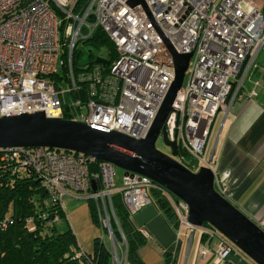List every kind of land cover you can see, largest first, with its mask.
<instances>
[{
    "label": "built area",
    "instance_id": "built-area-1",
    "mask_svg": "<svg viewBox=\"0 0 264 264\" xmlns=\"http://www.w3.org/2000/svg\"><path fill=\"white\" fill-rule=\"evenodd\" d=\"M97 28L113 43L116 58L82 68L75 56L77 43ZM263 48L264 0H143L136 5L129 0H0V117L43 111L48 117L144 138L175 77L174 54L191 52L163 126L167 139L177 143L175 159L197 171L211 167L205 149L214 118L227 109ZM64 98L75 116H64ZM82 105L86 111L76 118ZM187 157L192 161L187 163ZM0 162L11 179L32 176L48 196L41 209L24 219L28 231L38 223L55 226L70 191L83 192L74 198L93 202L101 230L96 244L106 252V263L100 252L77 244L71 258L80 264H127L128 241L113 205L115 194L129 220L154 204L156 195L166 200L176 216L170 246L176 260L185 240L191 246L196 235L204 243L198 250L201 259L211 255L214 264H256L214 227L190 223L188 203L146 176L123 174L115 188L114 164L44 146L0 148ZM229 176V169L214 172L213 181L228 200ZM10 221L1 218L0 229ZM254 221L264 231V213ZM138 229L145 239L151 237L146 228ZM175 263L165 259L161 264Z\"/></svg>",
    "mask_w": 264,
    "mask_h": 264
},
{
    "label": "water",
    "instance_id": "water-1",
    "mask_svg": "<svg viewBox=\"0 0 264 264\" xmlns=\"http://www.w3.org/2000/svg\"><path fill=\"white\" fill-rule=\"evenodd\" d=\"M131 5L143 0H129ZM192 53L174 54L175 77L156 118L144 138L135 139L117 131L95 128L75 119L48 117L43 111L24 112L0 117V148L44 146L81 153L110 162L129 173L146 176L189 205L188 220L194 225L210 224L254 263L264 264V231L214 188V172L209 166L192 171L175 159L178 147L167 139L163 126L172 102L182 86ZM95 62L105 64L97 57ZM82 101L85 92L80 90ZM75 116V112L72 111ZM170 148V154L156 148L158 136ZM95 190V183L92 182ZM132 221L146 228L164 246L170 247L174 232L154 204L137 212Z\"/></svg>",
    "mask_w": 264,
    "mask_h": 264
},
{
    "label": "trees",
    "instance_id": "trees-1",
    "mask_svg": "<svg viewBox=\"0 0 264 264\" xmlns=\"http://www.w3.org/2000/svg\"><path fill=\"white\" fill-rule=\"evenodd\" d=\"M104 44L110 46L112 53L105 62H111L116 58L113 43L108 36L97 28L94 33L84 41V45ZM95 63L92 61L90 64ZM89 64V65H90ZM75 68L80 67L75 64ZM64 116H72L66 98L63 99ZM45 190L40 187L39 181L34 177L11 179L3 170L0 162V219L5 217L11 208V219L5 229H0V264H80L71 258L77 242L71 230L57 233L56 227H48L42 223L37 224V229L28 231L24 225V219L34 214L39 208V202L46 198ZM41 204V203H40ZM93 223L98 226L94 204L88 200ZM154 204L165 216V219L173 227L176 226V216L165 199L156 195ZM43 205V204H42ZM113 205L119 222L126 233L128 241V260L131 264H145L141 259L138 250L147 242V239L139 232L132 220L127 217V211L121 201L120 194L113 196ZM210 225L208 223H205ZM94 238V250L100 252L104 263L107 254L104 250H99ZM204 240V236H201ZM163 247V260L178 263L176 255L172 256L170 247ZM237 264H246L238 262Z\"/></svg>",
    "mask_w": 264,
    "mask_h": 264
},
{
    "label": "crops",
    "instance_id": "crops-1",
    "mask_svg": "<svg viewBox=\"0 0 264 264\" xmlns=\"http://www.w3.org/2000/svg\"><path fill=\"white\" fill-rule=\"evenodd\" d=\"M253 90L255 93H252ZM216 120L217 134L213 142L208 144L207 141L205 156L211 158V169L217 174L226 169L230 170V176L225 181L231 191L230 201L255 220L264 213V48L259 52L256 66L250 70L243 85L237 92L232 93L227 109L220 110L215 116L211 129ZM47 200L48 196L39 202L37 210ZM158 213L163 216L160 210ZM168 225L173 230L169 222ZM193 240L196 241L191 246L185 240L187 249L183 264L188 263V249L190 251L194 246L193 253L197 258L196 250L198 255V250L204 245L198 241L196 235ZM154 243L161 249L162 245ZM215 243L214 239L210 246H215ZM183 246L184 243L181 250ZM208 256L212 261V256L207 255L204 259L199 257L200 262ZM190 264L202 263H196L192 259Z\"/></svg>",
    "mask_w": 264,
    "mask_h": 264
},
{
    "label": "rangeland",
    "instance_id": "rangeland-1",
    "mask_svg": "<svg viewBox=\"0 0 264 264\" xmlns=\"http://www.w3.org/2000/svg\"><path fill=\"white\" fill-rule=\"evenodd\" d=\"M112 53V49L110 46L99 44L96 45L90 44L84 46L83 43L80 41L77 43L75 56H77V64L81 66L82 68H85L88 66L92 61H95V59L99 56L104 60H107L110 57V54ZM63 70L60 66H58V73L62 74ZM86 109L85 106L82 105L80 109L77 112L76 118L80 117L81 114L85 113ZM211 133L209 135L208 144L210 142H213L216 134H217V120L215 121L213 128L210 129ZM156 148L161 150L164 153L170 154V148L164 144L163 139L161 136H158L156 140ZM191 158H186V162H191ZM124 170L115 167V188L119 187L122 184ZM70 194L72 196H65L63 198V205H64V217L61 218L60 221H56V232L63 233L66 230H71L73 233L76 242L83 247L86 251H92L94 246V238L101 234V230L99 227L93 223V219L90 213V207L88 204V200L85 198H74L75 196H81L84 194L83 192H74L70 191ZM7 218L11 217V208L8 209ZM151 235V234H150ZM107 239V238H106ZM156 240L153 235L147 239V242H145L138 250L140 257L144 260L146 264H161L163 262V255L162 250L157 248L154 241ZM196 240H193L192 242L195 243ZM188 242V240H187ZM214 240L212 241L213 244ZM158 243V242H157ZM159 244V243H158ZM187 249V243L184 242L183 250L179 252V260L177 264H183L184 255L186 253ZM194 246L191 247L188 255V263L190 264L191 260L194 259L196 263H202V264H214L212 261H210V256H208L204 261L199 260V256L197 255L196 250V257H194ZM187 258V255H186ZM209 259V261H208ZM239 262V261H238ZM237 262V263H238ZM127 264H131L128 262Z\"/></svg>",
    "mask_w": 264,
    "mask_h": 264
}]
</instances>
